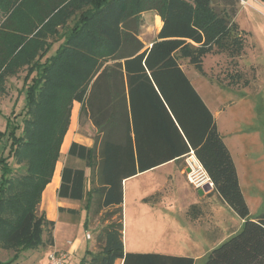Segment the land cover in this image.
<instances>
[{"label":"trees","instance_id":"16d2710c","mask_svg":"<svg viewBox=\"0 0 264 264\" xmlns=\"http://www.w3.org/2000/svg\"><path fill=\"white\" fill-rule=\"evenodd\" d=\"M30 4L46 11L43 20L20 14ZM80 4L91 6L78 15L79 26L43 64L33 62L23 78L21 126L5 125L10 145L7 157L0 152V248L16 253L0 264H13L20 251L53 245L55 223L37 207L59 160L73 102L81 105L80 115L98 138L91 148L71 143L67 152L90 169L89 189L83 169L64 166L57 198L84 202L86 215L92 208L96 213L115 208L119 221L103 228L99 252L86 251L79 264H195L191 257L125 253L122 242L123 181L190 153L212 190L242 221L240 230L202 264H264V213L249 217L231 153L177 58L179 53L200 69L201 58L213 47L239 54L243 44L237 26L213 9L212 0H0V86L23 56L39 59L49 52L53 44H46L42 31L56 34L55 27L67 19L62 12L70 9L72 15ZM54 10L61 19L48 18ZM147 11L162 25L144 49L128 21ZM10 158L22 166L17 176H12Z\"/></svg>","mask_w":264,"mask_h":264},{"label":"rangeland","instance_id":"374dc122","mask_svg":"<svg viewBox=\"0 0 264 264\" xmlns=\"http://www.w3.org/2000/svg\"><path fill=\"white\" fill-rule=\"evenodd\" d=\"M238 4L243 5L239 0H212L213 9L221 15L226 14L230 20L233 17L230 9L234 11ZM89 6L91 5H81L80 9L72 13L73 16L69 13L70 9H65L62 13L66 14V22L55 27L56 34L53 32L50 34L47 30L42 31L41 37L46 44L51 42L53 44L49 52L39 59L36 57L27 59L23 56L18 60L16 72L4 77L0 86V133L3 134H0V152L4 157L8 156L10 145L7 135L4 136L5 125L9 121L12 124L10 127L21 126L24 116V76L33 62L41 65L54 54L55 49L62 45L72 33L73 26L75 25V28L79 26L80 22H76L80 12L88 10ZM44 13L46 11L39 13L35 6L30 4L20 14L30 20H43ZM54 15L62 18L57 10L49 14L48 18ZM3 20L0 14V23ZM249 25L250 28H248ZM249 25L240 22V27L245 28L246 31L248 29L259 31L258 24ZM83 28L86 29V26ZM245 33H240L243 48L239 54L229 55L213 47L211 52L201 58L200 69L179 53L177 58L182 70L186 71V75L195 81L197 89L214 113L219 135L233 158L239 186L249 210V217L255 218L264 213V49L261 47V39L255 33L250 31ZM153 37L154 31L151 29L139 30L136 34L137 40L143 46L150 43ZM37 69L40 70V68ZM77 106L73 111L72 123L67 133L66 143L61 148V154H64V148L68 140H71ZM74 133L80 144H87L91 147L98 138L95 128L85 116L80 115V112ZM59 161L62 167L83 169L86 181L89 178L90 169L85 167L84 162L76 158L62 157V155ZM8 163L12 169V176L19 175L23 170L13 158H10ZM197 164L192 162V158L188 156L184 162H178L173 172L168 173L167 176L161 172L150 173L128 183V186H131L137 194L135 198L138 204L145 205V208L132 207L130 204L133 198L128 192L123 204L122 233L124 249L127 252L165 251L171 255L192 257L196 260V264H202L208 255L206 251H210L215 245L240 230L242 221L222 202L212 187L205 183L206 179ZM57 166L60 168L59 163ZM191 169L194 170V176L189 175ZM169 170L171 171L172 168L168 167L162 172ZM189 178L195 183H202L203 186L196 188ZM85 188L89 189L87 182ZM161 201L163 207H152ZM75 205L78 207L74 215L66 216L64 213H59V215L61 218L64 214L67 220L78 227L76 239L83 241V245L80 254L78 255L77 251L73 256L79 259L85 245H88L92 254H97L99 252L97 236L107 225L115 222L117 224L119 221L118 216L113 214L115 208H104L97 213L96 209L92 208L91 212L85 216L82 212L83 202H75ZM124 205L127 207L126 217ZM173 206L179 210L177 220L174 219V214L171 216L159 212V209L164 208L173 213L175 210ZM37 212L40 213L39 210ZM184 214L188 216L187 220L184 219ZM84 222H87L85 229ZM168 226L172 227L169 229ZM45 238L43 235L44 240ZM190 238L199 241V246L192 245ZM52 247L53 245L25 250L19 256L17 264H38V261L45 258L47 253L65 252L63 251L65 249ZM12 254L11 250L0 249V260L10 259Z\"/></svg>","mask_w":264,"mask_h":264},{"label":"crops","instance_id":"0c3cea01","mask_svg":"<svg viewBox=\"0 0 264 264\" xmlns=\"http://www.w3.org/2000/svg\"><path fill=\"white\" fill-rule=\"evenodd\" d=\"M239 1L241 3H243V5L238 4L237 7L235 8L234 13H233V17L231 19L232 23H234L237 26V28H238V30H239L240 33H243L244 34L247 31H250V32L255 33V35L259 39H261L262 44H263V45L261 44V47L264 49V0H239ZM240 22L247 24V26L249 24H258L259 31L257 29H254V31L252 29H248L246 31L245 28H241L240 27ZM130 23L133 24L134 28L137 29V31H139V30H146V29H151V30L154 31V37H153L152 41L150 43H148L147 45H145L144 46V49L148 48L151 45V43L156 39V35L159 32V30L161 28V25H162L160 17L157 16L155 13L150 12V11L140 13L138 15V17H137V21L136 22H134V21L133 22L128 21V24H130ZM248 28H250V25H249ZM194 46L197 47V45H194ZM178 61H179V59H178ZM184 73L186 74V71H184ZM186 76L188 77L189 81L191 82V84L194 87V89L196 90V92L203 99L205 105L208 107L207 102L205 101V99L202 97V95L200 94L199 90L197 89V86L195 85L196 84L195 81L192 80L188 75H186ZM76 105H78V106H77L76 113H75L74 129H73L72 134H71V140H68L67 145L64 148L65 149V152H64V154H61V151H62L61 148H62V146L64 147V143H66L67 133L69 132L70 125L72 123L73 111H74ZM80 107H81V105L79 103H77V102H73L72 103L71 110H70V117H69V126H68V129H67L64 137H63L62 143L60 145V150H59L60 155H62V157H64V156L65 157H68L67 152H68V149H69L71 143H77L79 145H82V146L91 148V146H89L87 144L86 145L85 144H80L79 140H77V138L75 137L74 131H75L76 127H77V120H78V116H79ZM208 109L211 111V109L209 107H208ZM211 113H212V115H213V117H214V119L216 121V118L214 116V113L212 111H211ZM192 157L194 158V156H192ZM185 158L182 159V160H180V161H183L184 162L185 161ZM190 158H191V156H190ZM180 161H174V162L166 163V164H164L162 166H159V167H157V168H155L153 170H150V171H147V172H144V173L137 174L136 176H134L132 178H129V179H126L125 181H123V183H122V190H123V203H122L123 219H124V207H123L124 198H126L128 192L131 193V196L133 198V201H131V204H130L132 207L137 208V209H139V208H145V205H139L138 204V202L136 201L137 199L135 198V196L137 194L134 193V190L132 189L131 186H128L129 185L128 183H130L131 181H133L135 179H138L139 177H141L143 175H147V174H150V173L161 172L162 174H164V176L165 175L167 176L168 173H172L173 172V169L176 167V165ZM58 163L60 164V168L57 166ZM198 165H199V163H198ZM168 167L169 168H172L171 171L169 170L170 172L169 171L168 172H162L164 169H166ZM62 168L63 167L61 166V163L58 160L56 162V164H55L54 171H53V174H52V177H51L50 182L44 187L43 191L41 192L40 202L38 204L37 211L39 210L40 213H44L45 217L48 220L53 221L55 223V225H54V233H53V238H54L53 247L54 248H62V249H65L63 251H65L64 253L67 254V258L64 261V264H79V261H80L81 257H83L85 255V252L86 251H88L90 253H92V252L88 248V245H85V247H84V249L82 251V255L80 256L79 259L76 258L75 256H73L74 255V252L76 253L77 251H78L77 254L78 255L80 254V251H81V248H82V245H83V243H82L83 241L80 242V241H78L76 239L77 238L78 227H75L71 223V221L67 220V218L64 216V214H66V216L67 215L70 216V215H74L76 213V209L78 207L77 205H75V202L76 201L61 200V199H58L57 198V191H58L59 186H60V179H61V171H62ZM57 178H58V180H57ZM87 183H88V181H87ZM78 203H81V202H78ZM162 203H163L162 201L159 202L158 204L155 203V205L152 206V207L153 208H156V206L163 207L162 206ZM133 204H134V206H133ZM124 206H125V217H126V209H127V207H126V205H124ZM135 206H138V207H135ZM59 208L64 209V211L62 212L64 214H63V216L61 215V218H60L59 211H58ZM149 208L152 210L151 207H149ZM174 209L175 210L173 211V213L168 212L164 208L159 209L160 210L159 212H162V213H165V214H169L171 216L174 214L173 215L174 216V219L177 220V218L179 217V214H178L179 210H177V207L176 208L174 207ZM82 212L86 216V211L84 210V202H83ZM130 217L131 216H129V218ZM183 217L186 220L188 219V216L187 215H185ZM85 223H87V222H84V224H83L84 229L86 227L85 226ZM122 224H123V221H122ZM125 224H126V218H125ZM168 227L170 229L172 226H168ZM122 233H123V231H122ZM71 237H73V238H71ZM69 238H71V239H69ZM68 242H70V244H67ZM122 242H123V235H122ZM221 243L215 245V247H217ZM191 244L194 245L195 247H198L199 246V241H196V239L195 240H192V243ZM123 247H124V244H123ZM168 247H169V245H168ZM1 250H3V249H1ZM11 251H13V250H11ZM210 251H206V253L208 254ZM124 252L125 253H131V252H127L126 249H124ZM15 253L16 252L13 251L12 256ZM22 253H24V252L23 251H20L18 253V255L20 256ZM136 253H158V254H162V255L176 256V255H171V253H166L165 251H157V252H136ZM48 255L49 254L47 253V255H46L45 258H42L41 260H39L38 261V264H47V257H48ZM12 256L10 257V259L12 258ZM19 256H18V258H19ZM182 257H189V256H182ZM74 259H75V261H74ZM87 259L88 258H86V260ZM17 260L13 264H15V263L17 264L18 263ZM195 262H196V260L194 259V263ZM114 264H122V260H117Z\"/></svg>","mask_w":264,"mask_h":264},{"label":"built area","instance_id":"2783aa9c","mask_svg":"<svg viewBox=\"0 0 264 264\" xmlns=\"http://www.w3.org/2000/svg\"><path fill=\"white\" fill-rule=\"evenodd\" d=\"M190 156H191V158H193L192 156V153H190ZM200 167V166H199ZM198 167V168H199ZM199 170L201 171V173L203 174V176L205 177V179H206V181H205V183L210 187H212V184L210 183V181H209V179H208V177L205 175V173L202 171V169H201V167L199 168ZM191 172L189 173V175L192 173V176H194V170L193 169H191L190 170ZM190 179V178H189ZM190 181L192 182V183H194V185H195V187L196 188H199L200 186H203V184L202 183H200V182H194V181H192V179H190ZM87 238H89V235H87ZM66 258H67V254L66 253H64V252H52V253H50L49 255H48V257H47V264H64V261L66 260Z\"/></svg>","mask_w":264,"mask_h":264},{"label":"bare ground","instance_id":"6f19581e","mask_svg":"<svg viewBox=\"0 0 264 264\" xmlns=\"http://www.w3.org/2000/svg\"><path fill=\"white\" fill-rule=\"evenodd\" d=\"M192 162H194V163L196 162L194 158H192ZM196 163H197V162H196ZM197 165H198V164H197ZM193 173H194V172H193ZM191 176H192V173H191ZM57 180H58V178H57Z\"/></svg>","mask_w":264,"mask_h":264},{"label":"water","instance_id":"95a60500","mask_svg":"<svg viewBox=\"0 0 264 264\" xmlns=\"http://www.w3.org/2000/svg\"><path fill=\"white\" fill-rule=\"evenodd\" d=\"M211 187V186H210ZM199 193H201L200 191H199Z\"/></svg>","mask_w":264,"mask_h":264}]
</instances>
